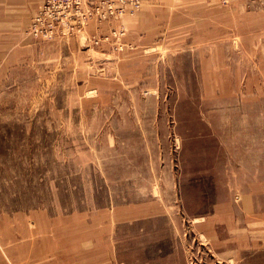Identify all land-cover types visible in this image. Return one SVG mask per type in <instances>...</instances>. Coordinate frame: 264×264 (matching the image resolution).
Wrapping results in <instances>:
<instances>
[{
	"label": "rangeland",
	"instance_id": "374dc122",
	"mask_svg": "<svg viewBox=\"0 0 264 264\" xmlns=\"http://www.w3.org/2000/svg\"><path fill=\"white\" fill-rule=\"evenodd\" d=\"M43 2L0 0V264H264V0Z\"/></svg>",
	"mask_w": 264,
	"mask_h": 264
},
{
	"label": "built area",
	"instance_id": "2783aa9c",
	"mask_svg": "<svg viewBox=\"0 0 264 264\" xmlns=\"http://www.w3.org/2000/svg\"><path fill=\"white\" fill-rule=\"evenodd\" d=\"M145 0H44L30 26V33L50 39L55 35L75 34L89 23L111 22L127 14H134ZM125 35L123 27L112 28L104 40Z\"/></svg>",
	"mask_w": 264,
	"mask_h": 264
},
{
	"label": "crops",
	"instance_id": "0c3cea01",
	"mask_svg": "<svg viewBox=\"0 0 264 264\" xmlns=\"http://www.w3.org/2000/svg\"><path fill=\"white\" fill-rule=\"evenodd\" d=\"M145 1H147V0H145ZM151 1V3H154V5H158V4H160V2H161V0H148V3ZM164 1H166V2H172V0H164ZM163 3V2H162ZM30 6L31 7H33V8H35L36 6H32L31 4H30ZM34 10V9H33ZM33 10L31 11L30 10V12L27 14L28 16H32L33 15ZM147 11V8H144V12H146ZM91 26H94V24H91V25H89L88 26V31L89 32H97L98 31V28L96 27V28H93L92 30H91ZM100 30H101V28H100ZM77 40V39H76ZM123 40H124V42H126V43H133V42H131L129 39H128V28H127V33H126V35L125 36H123Z\"/></svg>",
	"mask_w": 264,
	"mask_h": 264
},
{
	"label": "bare ground",
	"instance_id": "6f19581e",
	"mask_svg": "<svg viewBox=\"0 0 264 264\" xmlns=\"http://www.w3.org/2000/svg\"><path fill=\"white\" fill-rule=\"evenodd\" d=\"M42 5H43V4H42ZM42 5H41V6H42ZM41 6H40V7H41Z\"/></svg>",
	"mask_w": 264,
	"mask_h": 264
}]
</instances>
